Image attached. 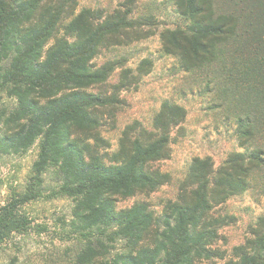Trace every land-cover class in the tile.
I'll return each instance as SVG.
<instances>
[{
  "label": "trees",
  "instance_id": "obj_1",
  "mask_svg": "<svg viewBox=\"0 0 264 264\" xmlns=\"http://www.w3.org/2000/svg\"><path fill=\"white\" fill-rule=\"evenodd\" d=\"M79 1L0 0V94L13 100L0 108V158L38 147L26 185L0 205V246L34 229L27 207L45 197L52 176L50 197L74 203L63 220L72 264L225 259L215 246L229 218L218 208L253 185L264 192V0H169L183 24L162 31V50L236 126L242 151L219 166L194 158L159 215L145 201L118 203L172 182L158 164L171 158L188 111L164 101L151 128L127 125L111 151L103 130L116 129L122 93L136 89L153 62L144 59L135 70L125 58L95 63L103 50L148 38L157 22L135 17L131 4L110 14L78 12ZM232 254L225 264H264V215Z\"/></svg>",
  "mask_w": 264,
  "mask_h": 264
},
{
  "label": "rangeland",
  "instance_id": "obj_2",
  "mask_svg": "<svg viewBox=\"0 0 264 264\" xmlns=\"http://www.w3.org/2000/svg\"><path fill=\"white\" fill-rule=\"evenodd\" d=\"M126 4L132 5L135 17L153 16L157 22L153 27L155 32L128 46L103 50L95 63L101 65L110 59L125 58L127 67L135 70L142 60L150 59L153 68L136 89L122 93L125 105L118 116L116 129L105 126L103 135L111 142V151L118 149L119 138L127 125L139 121L151 128L153 118L164 101L182 105L188 111L183 135L177 131L174 133L171 158L158 164L172 175V182L157 192L121 199L118 203L119 208H128L136 202L145 201L159 215L168 201L176 199L180 183L194 158L211 157L219 166L230 153L242 149L238 145L236 126L214 110L203 88L194 84L192 78L182 71L175 57L165 55L162 50V31L183 24L169 0H80L78 12L92 8L110 14ZM118 75L119 71L114 75L113 82L117 81ZM12 106L13 100L0 94V108ZM37 155L38 147L34 146L27 154L0 158V205L12 190L24 188ZM56 185L53 177L47 176L45 197L27 207L34 220V229L27 235H16L1 245L0 263L8 264L17 258L19 264H72L73 252L65 238L63 220L70 219L74 203L68 198H51ZM218 212V215L229 218V224L221 229L220 240L215 246L225 259L215 258L198 264H225L233 257L234 247L245 242L250 235V227L264 215L262 187L253 185L245 195L234 197L218 208Z\"/></svg>",
  "mask_w": 264,
  "mask_h": 264
}]
</instances>
